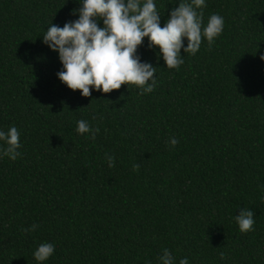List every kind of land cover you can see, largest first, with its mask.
<instances>
[{
  "label": "trees",
  "instance_id": "16d2710c",
  "mask_svg": "<svg viewBox=\"0 0 264 264\" xmlns=\"http://www.w3.org/2000/svg\"><path fill=\"white\" fill-rule=\"evenodd\" d=\"M180 2L191 0H154L161 27ZM205 4V26L224 18L211 48H182L169 69L145 37L151 93L84 97L43 42L51 23L79 18L80 0H0V130L15 126L21 144L11 160L0 141V264H161L165 248L174 264H264V0ZM81 119L95 140L76 131ZM242 208L254 212L248 233ZM45 242L55 251L38 262Z\"/></svg>",
  "mask_w": 264,
  "mask_h": 264
},
{
  "label": "clouds",
  "instance_id": "9594fccd",
  "mask_svg": "<svg viewBox=\"0 0 264 264\" xmlns=\"http://www.w3.org/2000/svg\"><path fill=\"white\" fill-rule=\"evenodd\" d=\"M82 6L76 11L79 18L66 22L63 27L50 24L43 34V42L53 51H58L63 70L57 73L62 83L73 91L80 90L81 95L90 97L92 88L103 93L119 90L122 85L135 86L141 95L151 93L157 85L156 67L141 62L137 49L147 37L149 47H158L166 67L179 70L184 63V53L195 55L204 39L209 48L224 29V18L212 14L206 26L203 21L205 0L180 2L170 12L163 27L160 26L161 14L154 0H80ZM102 20L103 26L98 25ZM187 38V47H184ZM264 59V56L261 57ZM79 134L90 133L95 140L99 127L92 129L87 121L77 122ZM0 141L6 143L2 154L16 160L21 153L20 133L15 126L7 132L0 130ZM176 138L169 143L175 147ZM108 166H115V157L107 155ZM138 171L140 165L133 164ZM235 220L241 233L254 230V212L242 208ZM38 225L32 224L24 232L35 231ZM54 245L42 243L34 251V258L44 262L53 255ZM161 264H174L172 253L165 248L159 257ZM179 264H188V258H182Z\"/></svg>",
  "mask_w": 264,
  "mask_h": 264
}]
</instances>
